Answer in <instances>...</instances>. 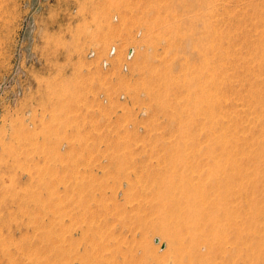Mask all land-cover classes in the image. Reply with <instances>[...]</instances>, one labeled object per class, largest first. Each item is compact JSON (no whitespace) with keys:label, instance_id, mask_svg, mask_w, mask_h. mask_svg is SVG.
Returning <instances> with one entry per match:
<instances>
[{"label":"rangeland","instance_id":"1","mask_svg":"<svg viewBox=\"0 0 264 264\" xmlns=\"http://www.w3.org/2000/svg\"><path fill=\"white\" fill-rule=\"evenodd\" d=\"M263 11L0 0V264H230L161 227L169 213L178 229L187 193L214 197L224 144L215 193L249 215L264 264Z\"/></svg>","mask_w":264,"mask_h":264},{"label":"bare ground","instance_id":"2","mask_svg":"<svg viewBox=\"0 0 264 264\" xmlns=\"http://www.w3.org/2000/svg\"><path fill=\"white\" fill-rule=\"evenodd\" d=\"M184 3L186 4V2ZM176 4L177 2L173 1L168 5V8L171 9L173 7H176ZM202 20L199 21L202 22ZM172 28H173L171 29L172 32L174 30L179 31L180 24H175V26L173 25ZM176 33L177 31L175 32L174 37H176ZM188 38L189 37H187V39ZM161 78L163 79L164 81L163 83H165L166 86L171 84L170 75L168 73L164 72L163 75L161 74ZM220 120H218L219 125L220 122H222ZM224 146L222 150L217 153L215 149H212L211 147L207 148L208 149L207 152L209 154L216 153V155L214 154L213 157V161L215 164L213 172L211 173L212 170L211 168H207V172L210 175H213L214 177V184L210 183V188H209L212 190V192H214V197H210L211 195L208 193L201 194L199 197L197 195H194L192 192L187 193V196L184 197L182 201L188 202L189 206L181 210L180 211L181 213L179 212V214L181 215H179L178 218L181 217V220L179 222H176L177 225L175 224L176 226H178V229L176 230L173 229V223L171 219L167 218L169 216H172L169 215V213L163 216L162 218L163 223L161 224V227L164 228V230L168 233V235L171 236V240H172L171 242H173L175 246L176 244L182 243V241L189 239L190 242L197 245V247L200 248L201 246L202 248H205L208 253L211 252L214 254L215 252L219 253L224 258V260L230 262V264H251L253 258L254 246L252 241L253 228L251 227V220L249 215L245 214L246 216H244L241 214H236L235 213L236 208L231 206L226 207L224 205V202L222 201L223 199L222 198L219 199V194L215 193L219 191V187H221L220 181L226 180L228 177V176L224 177L222 175L225 172L224 156L228 153L230 154L232 153L228 150V148ZM226 159L229 160V168H231L232 165L234 166L236 164L234 160H230L232 158H226ZM227 167L228 166H226V169ZM225 188H228L227 193H229L230 188L228 186H225ZM220 191H222V188L220 189ZM170 192L171 190L169 191V189L164 190L162 193L161 201L163 205L172 204L171 208L175 209V206L179 205L180 202L179 201L171 202L169 199ZM180 209L181 207L179 208V210ZM209 258L210 257H208L206 261H204L203 263L207 264L209 262L208 260ZM197 261L198 262L196 264H201V260H197ZM258 261L264 262V252L258 253Z\"/></svg>","mask_w":264,"mask_h":264},{"label":"built area","instance_id":"3","mask_svg":"<svg viewBox=\"0 0 264 264\" xmlns=\"http://www.w3.org/2000/svg\"><path fill=\"white\" fill-rule=\"evenodd\" d=\"M112 51L114 52V49H113ZM133 53H134L133 49H130V50L128 51V58L131 57V56L133 55ZM105 62H106V61H105Z\"/></svg>","mask_w":264,"mask_h":264},{"label":"water","instance_id":"4","mask_svg":"<svg viewBox=\"0 0 264 264\" xmlns=\"http://www.w3.org/2000/svg\"><path fill=\"white\" fill-rule=\"evenodd\" d=\"M158 241V239H156Z\"/></svg>","mask_w":264,"mask_h":264}]
</instances>
